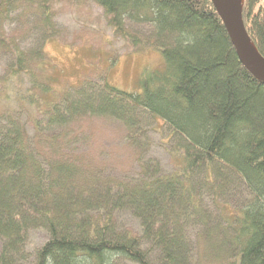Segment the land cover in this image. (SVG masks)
Segmentation results:
<instances>
[{"label": "trees", "instance_id": "obj_1", "mask_svg": "<svg viewBox=\"0 0 264 264\" xmlns=\"http://www.w3.org/2000/svg\"><path fill=\"white\" fill-rule=\"evenodd\" d=\"M58 1L0 0V57L10 58L0 76V105L8 111L0 128V264H114L117 258L150 264L143 243L156 250L159 264H264V81L242 65L211 0H90L115 36L133 51L159 50L163 65L141 73L138 92L105 81L98 90L79 86L76 97L59 88L45 49L59 36ZM241 6L243 25L264 58V0ZM16 11L32 16L41 36L33 48L6 31ZM127 20L150 25L151 32L129 30ZM25 105L36 112L32 137L10 115ZM142 111L176 138L172 172L141 158ZM89 116L123 123L137 176L109 175L74 155L78 134L71 128ZM197 173L214 193L236 176L251 199L212 222L194 186ZM125 209L139 219L140 234L117 228L115 213ZM190 227L197 228V249ZM31 228L46 230L49 239L29 262L22 248Z\"/></svg>", "mask_w": 264, "mask_h": 264}, {"label": "rangeland", "instance_id": "obj_2", "mask_svg": "<svg viewBox=\"0 0 264 264\" xmlns=\"http://www.w3.org/2000/svg\"><path fill=\"white\" fill-rule=\"evenodd\" d=\"M19 12L12 13V19L5 25L6 31L18 33L21 47L33 48L41 36L31 26L32 16L26 18ZM54 25L59 36L49 39L45 49L54 64L59 88H64L71 97H76L81 85L88 89L90 84L98 90L103 87L105 81L119 89L138 92L141 73L151 68H161L163 65V55L159 50L150 47L133 51L122 38L115 36L104 20L102 9L90 0L56 2ZM126 25L129 30L138 34L149 35L151 32L150 25L137 24L130 20H127ZM9 61L8 56L0 57V76L5 73L4 68ZM0 106H3L0 107V128H3L8 124V111L5 110V104ZM15 112H11L10 115L16 117L32 137L35 134L36 112L27 109V105ZM139 117L143 146L147 144L141 158L156 159L164 173L172 172L174 168L170 158V146L175 144L176 138L171 134V129L162 120L144 111L139 112ZM71 129H76L75 132L78 134L74 138L78 144L72 148L78 158L82 155L88 162L103 168L109 175L122 178L137 176L138 164L134 160V150L126 140L127 129L122 122L113 118L89 116L82 118L79 126H73ZM227 172L229 170H226ZM230 177H232L230 184L226 188L223 187V192L220 193H214L212 188L204 185L203 174L197 173L193 177L203 206L212 214V222L222 221L220 216L223 212L232 213V210L240 209L251 199L244 182L236 176ZM115 214L119 230L127 228L134 234H140L141 225L133 213L125 209ZM196 230V227L187 230L194 249H197ZM48 237L44 229H30L28 242L22 248L26 260L32 261L35 251L49 239ZM1 244L0 240V249ZM142 248L147 252L150 264H159V254L156 250L145 243ZM20 256L21 254L16 257ZM114 264L137 263L117 258Z\"/></svg>", "mask_w": 264, "mask_h": 264}, {"label": "water", "instance_id": "obj_3", "mask_svg": "<svg viewBox=\"0 0 264 264\" xmlns=\"http://www.w3.org/2000/svg\"><path fill=\"white\" fill-rule=\"evenodd\" d=\"M211 3L221 17L244 68L248 69L257 80L264 81V58L258 50L254 52L248 48L251 40L243 25L241 12L238 15L227 0H211Z\"/></svg>", "mask_w": 264, "mask_h": 264}, {"label": "bare ground", "instance_id": "obj_4", "mask_svg": "<svg viewBox=\"0 0 264 264\" xmlns=\"http://www.w3.org/2000/svg\"><path fill=\"white\" fill-rule=\"evenodd\" d=\"M227 1L230 3V5L234 9V11L239 15L241 12V7H242L241 4H242L243 0H227ZM248 48H250V50L254 51V52H256V50H257L256 48H254L251 41L249 43Z\"/></svg>", "mask_w": 264, "mask_h": 264}]
</instances>
